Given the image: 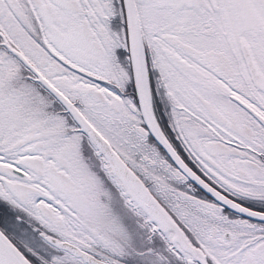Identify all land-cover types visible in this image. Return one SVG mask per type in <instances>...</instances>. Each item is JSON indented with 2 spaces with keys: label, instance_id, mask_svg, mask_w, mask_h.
Segmentation results:
<instances>
[{
  "label": "snow or ice",
  "instance_id": "1",
  "mask_svg": "<svg viewBox=\"0 0 264 264\" xmlns=\"http://www.w3.org/2000/svg\"><path fill=\"white\" fill-rule=\"evenodd\" d=\"M0 264H264V0H0Z\"/></svg>",
  "mask_w": 264,
  "mask_h": 264
},
{
  "label": "flooded vegetation",
  "instance_id": "2",
  "mask_svg": "<svg viewBox=\"0 0 264 264\" xmlns=\"http://www.w3.org/2000/svg\"><path fill=\"white\" fill-rule=\"evenodd\" d=\"M154 103H155L158 111L161 110V109L168 110L170 108V106L168 105L167 101L163 98L162 93H161L160 96L155 97ZM54 107L55 108H59L58 102L54 105Z\"/></svg>",
  "mask_w": 264,
  "mask_h": 264
}]
</instances>
